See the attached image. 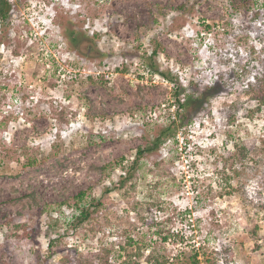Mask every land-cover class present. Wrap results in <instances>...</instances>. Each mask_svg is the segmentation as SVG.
Here are the masks:
<instances>
[{
    "label": "rangeland",
    "instance_id": "374dc122",
    "mask_svg": "<svg viewBox=\"0 0 264 264\" xmlns=\"http://www.w3.org/2000/svg\"><path fill=\"white\" fill-rule=\"evenodd\" d=\"M6 1L0 260L119 264L118 246L131 236L170 258L182 247L203 246L199 264H264V111L245 117L253 102L239 84L206 97L174 139L146 153L126 196L113 190L138 149L176 118V83L191 93L232 70L244 69L247 78L260 70L249 54L260 50L264 0L244 7L247 0ZM231 1L243 3L230 10ZM232 102L244 109L227 123L223 110ZM236 139L249 155L245 188L233 193L237 179L232 188L225 183L231 171H223L218 156ZM23 148L35 165H23L17 151ZM105 188L112 191L103 207L69 228L75 212L65 202L81 191L100 198ZM17 215L35 228L28 238L21 231L9 236L7 221ZM166 233L173 237L163 243ZM227 247L232 256L222 255Z\"/></svg>",
    "mask_w": 264,
    "mask_h": 264
},
{
    "label": "trees",
    "instance_id": "16d2710c",
    "mask_svg": "<svg viewBox=\"0 0 264 264\" xmlns=\"http://www.w3.org/2000/svg\"><path fill=\"white\" fill-rule=\"evenodd\" d=\"M252 1L247 0L243 3L244 5L250 6ZM237 3V4H241ZM237 4L235 1L230 2V10L237 9ZM11 11V5L6 0H0V21H4L7 19ZM257 12H251L252 19L257 18ZM254 21V20H253ZM248 28H252L248 26ZM247 28V29H248ZM245 33V31H244ZM74 35V34H73ZM247 38V36H245ZM258 45L260 46V50L257 52L254 47H251L250 56L253 57V60L257 62V67L260 66V70L256 67L253 76L248 77L247 72L243 69L241 72L233 71L232 76L229 75L225 79L224 75L221 74L217 78L215 82L209 87H205L202 89H198V87L191 88V93H185V88L176 83L177 92L174 94V101L177 105L176 118L166 126L159 130L158 133L154 134V138L151 142H149L145 147L139 148L134 160L131 162L129 169L123 172V176H120L118 181L113 185V190L116 192H121L123 196L128 194L126 188L134 189L133 179L134 172L140 166V160L146 153H152L160 147L161 143L170 138H175V131L177 129H181L184 125V121L188 119L187 114L190 110L196 111L199 107H202L204 100L206 97H210L212 95H217L222 92H230L232 87L235 85H240L242 88L243 94L253 102V106L250 108H243V104L238 102H232L231 104L225 105V109L223 110V114L227 123H234L237 113L240 109H244L246 111L245 117L252 119L256 113L264 111V35L260 34L258 37ZM155 50L153 54H156ZM260 54V56H258ZM254 55V56H253ZM257 59V60H256ZM252 60V61H253ZM161 77L166 79L165 74L161 73ZM175 127V129L173 128ZM174 129V132H173ZM264 147V140L262 141ZM20 152L25 158L23 165L25 167L33 166L37 163L35 157L29 154V149L23 148L21 150H17ZM249 151L244 146V144L236 139V142L233 144L232 151H227L222 155L218 156V160L222 162V169L224 172L231 171V174H224L225 183L232 188L230 182L237 179V185L232 190L233 193L243 191L245 188V180L247 174L246 170V160L248 159ZM19 160V159H18ZM239 167V168H238ZM95 172L104 173L106 168H97L92 167ZM222 179V178H220ZM223 180V179H222ZM220 180V181H222ZM126 189V190H125ZM112 191L110 188H105L102 192V196L100 198H95L89 196L85 191H81L76 194L74 197L70 199V202H65V205L68 207H72L74 209L75 214L71 216V218L67 221V225L71 229H75L79 225L84 224L92 215L97 213L104 205L103 197L108 195ZM260 209L263 208V205H258ZM7 227L9 231V236L17 237L20 231L22 232L21 237L28 238L29 235L35 230L31 226L29 222L24 220L21 215H17L12 219L7 221ZM159 235H162V232H156ZM253 235L256 234L254 230L252 232ZM48 247H52L53 240L49 238ZM173 237L172 234L166 233L160 239L163 243H167L168 240ZM203 250V246H198L197 248L194 246L188 248H180L178 253L174 258L167 257L165 255L160 254L158 249L152 247L150 244H147L141 239H135L131 236L127 237L122 244L118 246V256L121 259L119 264H141L140 260L145 257V264H199V256L201 251ZM222 255L232 256V251L227 248L221 249ZM145 253L147 255L145 256ZM228 258V257H227ZM227 260V259H226ZM211 262L209 264H213ZM0 264H10L8 261L0 260ZM43 264H47V261L43 262Z\"/></svg>",
    "mask_w": 264,
    "mask_h": 264
}]
</instances>
